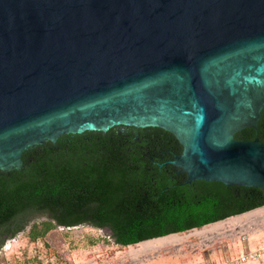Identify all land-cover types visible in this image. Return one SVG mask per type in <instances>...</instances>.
I'll use <instances>...</instances> for the list:
<instances>
[{
    "label": "water",
    "instance_id": "1",
    "mask_svg": "<svg viewBox=\"0 0 264 264\" xmlns=\"http://www.w3.org/2000/svg\"><path fill=\"white\" fill-rule=\"evenodd\" d=\"M264 0H0V169L30 146L160 127L185 183L264 191Z\"/></svg>",
    "mask_w": 264,
    "mask_h": 264
},
{
    "label": "trees",
    "instance_id": "2",
    "mask_svg": "<svg viewBox=\"0 0 264 264\" xmlns=\"http://www.w3.org/2000/svg\"><path fill=\"white\" fill-rule=\"evenodd\" d=\"M255 135L246 128L236 138ZM182 149L170 131L128 125L30 146L22 170L0 169V249L27 227L36 242L59 227L79 225L109 228L116 244L128 246L264 205L260 188L172 177V164L165 163ZM236 201L243 207L218 214Z\"/></svg>",
    "mask_w": 264,
    "mask_h": 264
},
{
    "label": "rangeland",
    "instance_id": "3",
    "mask_svg": "<svg viewBox=\"0 0 264 264\" xmlns=\"http://www.w3.org/2000/svg\"><path fill=\"white\" fill-rule=\"evenodd\" d=\"M238 219L201 226L197 231L186 233L183 244H177L171 241L172 237H168L121 246L110 237L109 228L90 225L59 227L50 232L46 239L32 242L27 237V227L25 232L6 238L0 249V264H142L148 257L160 259L175 253L179 254L178 261L185 263L193 259L196 249L210 254L212 248H224L223 244L228 238L226 231L232 230V224ZM155 243L160 245L147 249L146 246ZM180 245L181 251L178 250Z\"/></svg>",
    "mask_w": 264,
    "mask_h": 264
},
{
    "label": "crops",
    "instance_id": "4",
    "mask_svg": "<svg viewBox=\"0 0 264 264\" xmlns=\"http://www.w3.org/2000/svg\"><path fill=\"white\" fill-rule=\"evenodd\" d=\"M231 218L239 219L232 224L231 227H234L232 230H230V228L226 231V237L228 238L223 244L224 248H220L219 250L212 248L210 254H208V252H205L204 254L200 249H196L193 254V259H189V262L185 263L178 261L177 256H179V254L175 253L160 259H149L148 257V259L142 261V264H225L227 261H234L233 264H264V205L207 225H215L220 222L228 221ZM202 227H195L184 232L171 233L165 236L147 239L144 240V242L172 237L171 241L176 242L177 244H183V239L186 233L193 230L197 231ZM159 245L160 244L155 243L146 247L150 250L151 246ZM180 246L181 247L178 248L179 251L182 249V245ZM147 249L144 248L143 250ZM250 251H259L260 255L257 258L248 259L246 261L237 260L240 256ZM145 254L148 253L146 252Z\"/></svg>",
    "mask_w": 264,
    "mask_h": 264
},
{
    "label": "flooded vegetation",
    "instance_id": "5",
    "mask_svg": "<svg viewBox=\"0 0 264 264\" xmlns=\"http://www.w3.org/2000/svg\"><path fill=\"white\" fill-rule=\"evenodd\" d=\"M261 118H262V116H261ZM255 132H256L255 138L258 137L261 141L264 142V121H263V123L260 124V120H259L258 130H255ZM176 155H179V154H176ZM175 156H174V158H175ZM165 164L169 165L172 163H169V160H168V162H166ZM169 172L171 173L172 177H177L178 179H179V177L184 178V183H185L186 178H187V174L181 168L172 164V171H169ZM193 182H195V181H193ZM238 195H240V194L238 193ZM243 205L244 204H241L240 202H237V201L230 203V204L225 203L222 206H220V208H218V214H226L227 212L238 210V209L242 208Z\"/></svg>",
    "mask_w": 264,
    "mask_h": 264
},
{
    "label": "built area",
    "instance_id": "6",
    "mask_svg": "<svg viewBox=\"0 0 264 264\" xmlns=\"http://www.w3.org/2000/svg\"><path fill=\"white\" fill-rule=\"evenodd\" d=\"M260 255L259 251H250L246 254H243L242 256H240L237 260H241V261H246L248 259H252V258H257ZM234 261H229V263L227 264H233Z\"/></svg>",
    "mask_w": 264,
    "mask_h": 264
}]
</instances>
